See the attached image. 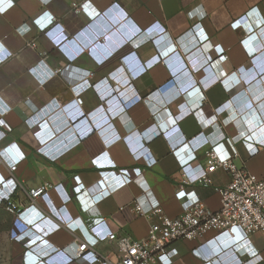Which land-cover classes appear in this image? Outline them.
I'll return each mask as SVG.
<instances>
[{
	"label": "crops",
	"instance_id": "1",
	"mask_svg": "<svg viewBox=\"0 0 264 264\" xmlns=\"http://www.w3.org/2000/svg\"><path fill=\"white\" fill-rule=\"evenodd\" d=\"M114 2L130 20L107 42L116 45L125 35L129 43L116 52L101 42L85 48L88 37L79 42L73 34ZM222 54L228 58L221 60ZM156 55L163 63L147 65ZM59 68V74L47 76ZM88 78L92 87L80 93L79 103L74 86L82 89ZM0 100V108L6 105L0 112V176L6 178L0 207L9 198L26 204L31 187H56L50 189L51 201L37 200L47 216L34 229L53 244L31 248L38 264H68V252L77 248V242L70 245L80 234L59 222L57 208L65 202L88 226L104 217L118 235L144 238L149 219L135 212V203L145 213L161 206L171 217L200 201L217 210L216 186L230 180L218 169L213 185L185 183L183 164L171 148L197 154L196 162L185 163L194 171L206 164L209 143L226 156L237 149L234 163L264 177V0H90L80 14L71 0H15L0 9ZM200 101L202 107L194 108ZM220 106L225 113L213 114ZM41 108L51 114L47 119L35 126L25 122L31 110ZM243 134L252 141L239 144ZM142 137L149 147L134 152ZM46 143L53 146L50 154L66 153L51 160L37 151ZM13 159L21 162L12 174ZM107 170L111 196L95 204V183ZM123 170L134 178L131 183ZM79 179L92 189L75 193ZM14 223L12 215L8 235ZM247 237L241 227L212 231L203 240L175 242L170 256L173 264H264V237L252 235L245 244ZM67 246L68 251L58 248ZM248 246L260 252L250 255ZM92 249L105 261L119 257L109 240L94 242Z\"/></svg>",
	"mask_w": 264,
	"mask_h": 264
},
{
	"label": "built area",
	"instance_id": "2",
	"mask_svg": "<svg viewBox=\"0 0 264 264\" xmlns=\"http://www.w3.org/2000/svg\"><path fill=\"white\" fill-rule=\"evenodd\" d=\"M90 0H71V6L75 13L80 14L83 11V8L87 2ZM15 0H0V9L5 11L8 7L14 4ZM48 2V0H44ZM118 2H114L108 9L100 11L98 15L88 23H86L82 28H80L76 33L73 34L75 39L80 40L82 35H85L89 39L88 45L85 48H91L95 43L101 42L106 45L112 51L122 48L123 44L126 42L123 40V37H120V42L116 45L111 44L110 35L117 32L119 29L118 26H113L111 21L117 20L116 17H121L120 20L126 21L128 18L127 15H123L120 12ZM130 20V19H129ZM108 23V25H106ZM233 24V22H232ZM231 24V25H232ZM101 28L97 30V28ZM140 28V27H139ZM140 33L144 30L139 29ZM96 32V33H94ZM139 34H137L139 36ZM123 40V41H122ZM116 46V47H115ZM263 48V47H262ZM259 49H257L258 51ZM256 51V52H257ZM221 60H226L228 55L222 54L219 57ZM158 63H163L162 58L159 55L155 56L153 61H146L147 65L151 66ZM62 69L53 70L47 74L48 77L52 75H57L61 72ZM93 74L91 73L90 76ZM85 85L82 89L77 88L78 85H75V91L78 93L77 100L81 103L82 99L80 93L86 89L92 87V82L90 79H85L83 83ZM244 85H242V89ZM204 96V94L202 95ZM1 101V100H0ZM203 104V101L196 106L200 109ZM199 106V107H198ZM225 107L220 106L217 111L215 110L213 114H224ZM45 112L43 108L38 110ZM1 113L6 112V105L0 108ZM194 114L196 112H193ZM51 114L48 112L45 114L47 118ZM239 116V115H237ZM25 120V119H24ZM203 123L210 124L207 119H201ZM26 123H29L31 126L37 125L38 121L35 120H25ZM177 122L172 120V124L175 125ZM66 130V129H65ZM160 135L162 136L163 131L159 130ZM244 135V134H243ZM128 139V138H127ZM144 137L140 139L138 147L134 149V152H139L148 146H141V142ZM248 140L252 141L251 135H244L243 139H240V143H249ZM251 143V142H250ZM80 144V140L77 141L76 145ZM252 145L254 143L252 142ZM53 147L52 144L46 143L41 144L38 147L37 151L43 153L51 160H57V158L63 156L66 152H58L55 154H50L47 149ZM218 144L209 143L204 147L205 153V165L199 164V170L194 171L192 164L186 166L185 163L188 161L196 162L198 157L193 159L197 154L191 153L189 156H184L181 153V150L171 148L170 154L177 160V162H182L184 165L181 166V171L184 176V181L187 184L190 183H199L205 186L213 185L212 174L218 169L224 170L229 174L230 180L226 185L216 186V189L221 194V205L217 210H213L208 207L203 202H197L189 207H187L183 213L176 217H171L166 214L163 207L158 206L152 212L145 213L143 207L139 203H135L134 210L135 212L143 217L149 219V228L148 233L144 238H134L131 235L124 234L118 235L109 225L108 221L104 217H98L97 221L91 225V230H95V235H91V240L78 237L79 241H74L70 247H74L77 242V250L79 257L76 259L70 258L68 264H78L80 258L85 257L88 262L93 263L95 260L99 261L101 264H173L174 259L170 256L171 249L175 242L177 241H191V240H203L207 235L212 231H232L236 227H241L245 230L248 237L242 242L248 244L250 241V236L255 234H260L264 237V177H260L257 174L251 172L248 168L238 167L234 161L233 157L240 156V153L237 149L233 151L230 156L223 155L219 148ZM258 148L255 147V151ZM21 159H13L9 164V169L12 174L17 171L18 166L20 165ZM94 164L99 165V160L94 159ZM187 164V163H186ZM110 170L103 171L101 179L95 183L96 187V196L94 197V203H100L108 199L111 194L108 192L107 185L105 183V177L110 173ZM126 170L122 171L123 177L127 184L133 181V177L127 175ZM79 178V177H78ZM6 178H1L0 184L4 183ZM80 180V179H79ZM50 189H56V187L51 183H44L42 185L29 188V201L26 204L16 202L13 198H9L6 201L5 207L15 217V223L9 230V239L16 247H20L24 253L29 249L30 244L34 245L38 239H43L40 242V245L43 247H48L53 245L50 243L45 236L33 238L27 240L26 232L29 229L28 225L24 222L30 221L32 223L41 219L46 218L47 214L43 213L37 206V200L43 199L45 202L51 201ZM91 190L92 187L86 188L84 183L80 182L74 187L75 193L79 194L83 190ZM86 190V191H87ZM67 202H65L58 209L59 222L62 226L70 227L72 230H81L86 227L85 221L81 217H74L67 209ZM125 207H121L124 209ZM71 221V225L69 220ZM68 223V224H66ZM81 225V226H80ZM84 227V228H83ZM111 241L115 243L116 248L119 253V257L116 261L110 262L102 259L93 249L92 244L97 241ZM236 243V248L240 249L244 244ZM57 247V246H56ZM64 251H68L69 246L67 247H58ZM75 249V247L73 248ZM249 254L256 255L260 251L254 246H248ZM250 260V256L246 255ZM27 260L32 262L40 263L39 258L31 254H28ZM28 261V262H29ZM29 263V264H30ZM86 263V262H85ZM22 264V262H20ZM210 264V263H203ZM218 264V263H217Z\"/></svg>",
	"mask_w": 264,
	"mask_h": 264
},
{
	"label": "clouds",
	"instance_id": "3",
	"mask_svg": "<svg viewBox=\"0 0 264 264\" xmlns=\"http://www.w3.org/2000/svg\"><path fill=\"white\" fill-rule=\"evenodd\" d=\"M101 28L99 27V28H97V30H100ZM118 33H121L120 32V29H118V31H117ZM94 33H96V32H94ZM123 37V40H125L126 42L123 44V46H122V48L125 46V45H127L128 43H129V39L125 36V35H123L122 36ZM77 41H79L80 42V40H81V37H80V40H78V39H76ZM122 40V41H123ZM88 43H89V41H88ZM88 43L87 44H85V46L86 45H88ZM96 44V43H95ZM116 47V46H115ZM121 47L120 48H118V50H116V51H119L120 49H122ZM112 51V50H111ZM116 51H113V52H116ZM156 63H158V62H156ZM155 63V64H156ZM154 65V64H153ZM52 73V71H50V74ZM53 76V75H52ZM216 81H218V78H216L214 81H212V83H215ZM197 105H195V106H193L194 108H197L196 107ZM202 106V105H201ZM199 107V106H198ZM198 109V108H197ZM225 109H226V107H225ZM32 112H31V115L30 116H28V118L27 119H29V120H35V121H38L37 122V124L38 123H40L43 119H47V116H45V114L46 113H48V111H45V112H41V111H39V112H37V111H34V110H31ZM226 111V110H225ZM142 144H144V146H148V144H147V142H146V140H145V138L143 139V141L141 142V146L142 147H144ZM149 147V146H148ZM197 156H195L193 159H195ZM71 219L69 220V223H70V225H71ZM24 222L28 225V227H29V229L27 230V232H26V238H27V240H31V239H33V238H37V237H43V235H41V234H37L36 233V231H35V229H34V226L37 224L36 222H34V223H32V222H30V221H25L24 220ZM86 223V222H85ZM66 224H68V223H66ZM67 228H69V229H71L72 230V228H70V227H67ZM84 228V227H83ZM73 231H75V232H78L79 234H80V237H82V238H84V239H89V240H91L92 238H91V235L93 234V235H95V230H91V226H88L87 224H86V227L84 228V229H81V230H73ZM43 239H38L37 240V242H35V244L34 245H32V244H30L29 242H27V244L29 245V249H28V251L26 252V253H24V256H23V258H24V260H27V258H28V254L30 253V252H32L31 251V248L32 247H35V246H38V245H40V242L42 241ZM42 247V246H41ZM68 254H69V256L71 257V258H73V259H76V258H78L79 257V255H78V250L77 249H72L71 251H69L68 252ZM40 260V259H39ZM28 261V260H27ZM86 262V263H85ZM76 263H78V264H101V263H99V261H97V260H95V262H93V263H90V262H88L87 261V259L85 258V257H82V258H80L78 261H76Z\"/></svg>",
	"mask_w": 264,
	"mask_h": 264
},
{
	"label": "rangeland",
	"instance_id": "4",
	"mask_svg": "<svg viewBox=\"0 0 264 264\" xmlns=\"http://www.w3.org/2000/svg\"><path fill=\"white\" fill-rule=\"evenodd\" d=\"M5 224L6 212L0 211V264H20V247L10 242Z\"/></svg>",
	"mask_w": 264,
	"mask_h": 264
},
{
	"label": "trees",
	"instance_id": "5",
	"mask_svg": "<svg viewBox=\"0 0 264 264\" xmlns=\"http://www.w3.org/2000/svg\"><path fill=\"white\" fill-rule=\"evenodd\" d=\"M0 211L6 212V224H5V228L8 229V223H9L10 217H12V214L9 211H7L6 207H5V209L1 207L0 208ZM22 258H23V250L20 249V259H22Z\"/></svg>",
	"mask_w": 264,
	"mask_h": 264
},
{
	"label": "water",
	"instance_id": "6",
	"mask_svg": "<svg viewBox=\"0 0 264 264\" xmlns=\"http://www.w3.org/2000/svg\"><path fill=\"white\" fill-rule=\"evenodd\" d=\"M111 24H112L113 26H118V25H119V27H120L121 22H119V21H117V20H113V21H111Z\"/></svg>",
	"mask_w": 264,
	"mask_h": 264
}]
</instances>
